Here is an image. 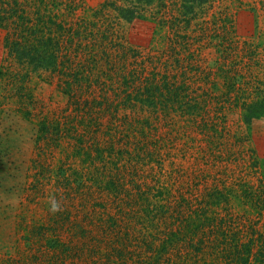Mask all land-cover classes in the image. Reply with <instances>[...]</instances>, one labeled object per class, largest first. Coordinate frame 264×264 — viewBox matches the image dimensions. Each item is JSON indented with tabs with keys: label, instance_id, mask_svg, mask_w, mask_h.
<instances>
[{
	"label": "trees",
	"instance_id": "16d2710c",
	"mask_svg": "<svg viewBox=\"0 0 264 264\" xmlns=\"http://www.w3.org/2000/svg\"><path fill=\"white\" fill-rule=\"evenodd\" d=\"M80 1L0 0V117L35 124L28 188L47 190L55 226L31 228L34 250L0 264H264V179L243 175L259 163L225 114L239 111L246 127L264 118L258 56L248 68L235 50L236 69L207 66L187 31L209 0ZM147 11L165 33L156 51L122 30ZM33 76L65 98L60 114L36 97ZM188 130L200 142L182 151ZM57 224L68 242L49 238Z\"/></svg>",
	"mask_w": 264,
	"mask_h": 264
},
{
	"label": "rangeland",
	"instance_id": "374dc122",
	"mask_svg": "<svg viewBox=\"0 0 264 264\" xmlns=\"http://www.w3.org/2000/svg\"><path fill=\"white\" fill-rule=\"evenodd\" d=\"M105 1L112 2L117 0H81L80 3L84 8H89L96 7L99 3ZM209 1L204 7V13L191 22V26L187 31L188 34L194 33L197 43L194 48H198V51L201 52L204 60L208 62L207 66L212 67L214 62L220 60L221 63L226 64L225 68L227 70L230 69L232 64H234V67L232 66L233 69H236L235 62L238 59L237 56L244 58L248 68L255 64V58L258 56L263 66L264 0ZM118 3L124 5L120 1ZM163 13H166V11H163ZM166 15L168 14L166 13ZM143 16H145L146 20L136 21L131 25H123L122 30L125 36L129 37L134 46H139L145 51L150 50V48L154 51L161 49V46L165 44V33L160 29H156L157 25L155 27V21H153L155 17L151 18V12H143ZM157 19L159 18L157 17ZM4 35L5 32L0 30V60L1 58H5L2 48ZM150 42H152L151 47ZM221 42L222 46L219 47L218 44ZM235 50H237V56L235 55ZM208 73H212V76H214L215 70ZM244 74L246 77H249L248 71ZM261 74L262 76L259 79L262 80V84L260 87L264 89L263 69L261 70ZM45 77L46 79H38L36 76L32 78L34 83L37 84L35 88L36 97L48 105L49 111H54V114H60L63 111L62 109L66 100L56 90L55 85L47 83L48 76ZM225 108V114L228 117V129L231 133H242L245 138L244 145L246 149L244 150V156L247 159L254 157L259 163L256 169L245 170L243 175L251 183H255L258 177L264 179V118L254 120L246 127L241 122L239 111L233 112L232 110V112L229 111L230 113L227 114L228 107ZM2 115L0 117V254L7 256L4 254L8 253V255L14 257H23V254L26 256L34 250L31 248L33 245L30 242L25 243L23 240L31 228L35 226H51L50 228H53L55 226L48 222V216L42 210L45 202H51L49 198L44 196L47 194L44 191L47 190L42 188L39 192L32 193L33 191L30 192V188H28L31 173L26 171V169L29 166L33 150L32 145L36 132L35 124L22 120L21 117L14 115L8 109ZM186 134L184 140L180 141L182 145H177L179 146L178 148L181 147L182 151L184 148L186 149L191 145L195 146L200 142V140L192 139V132L189 130L186 131ZM228 141L231 143L235 140ZM174 149L178 150L176 147ZM181 153H176L178 156L173 159H179L183 162L184 158L181 159V156H183ZM187 154L185 156V167L188 169L187 160L189 155ZM247 165L249 166L250 162ZM201 168L202 166H200ZM196 175H199L198 171ZM28 200L30 202L35 200V202L31 205L32 203L28 204ZM237 207L234 208L235 211H238ZM250 212L252 211L250 210ZM74 213L72 214L74 215ZM253 218H255V215L250 214L244 222L246 224L250 223ZM263 223L264 220L262 219L261 225ZM59 226L61 224H57L55 230L48 234L49 238L68 242L67 239H63L69 238L68 234H63L61 238L59 237ZM92 236L95 235L92 234ZM32 240L35 241L34 239ZM105 242L106 240L103 243V248L107 249L110 243L105 247ZM39 244H44V242ZM36 246L39 247L38 244L34 245V247ZM51 256V252L43 254L40 257V261L43 262L44 257L51 258ZM77 262L81 264V262Z\"/></svg>",
	"mask_w": 264,
	"mask_h": 264
},
{
	"label": "clouds",
	"instance_id": "9594fccd",
	"mask_svg": "<svg viewBox=\"0 0 264 264\" xmlns=\"http://www.w3.org/2000/svg\"><path fill=\"white\" fill-rule=\"evenodd\" d=\"M52 209H53V211L57 210V205L55 203H53Z\"/></svg>",
	"mask_w": 264,
	"mask_h": 264
}]
</instances>
